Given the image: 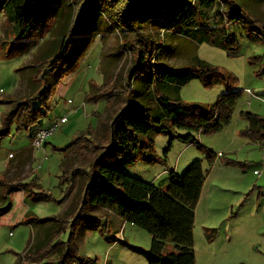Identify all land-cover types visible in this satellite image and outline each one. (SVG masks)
<instances>
[{"label": "rangeland", "instance_id": "374dc122", "mask_svg": "<svg viewBox=\"0 0 264 264\" xmlns=\"http://www.w3.org/2000/svg\"><path fill=\"white\" fill-rule=\"evenodd\" d=\"M65 2H69L70 7L76 6L75 0ZM236 3L250 16L245 18L247 26L239 21L226 25L228 35L220 39L219 46L205 40L198 43L182 35V30L195 25L196 10L202 11L209 20L219 5L218 0H167L154 21L145 19L140 23V30L155 42L151 45L144 41L143 49L155 47L157 63L176 69L197 56L221 73L229 74L233 79L232 89L242 91L229 124L220 131L210 134L177 128L162 131L159 125L152 124L150 136L139 138L140 142L150 141L149 154L123 168L125 173L158 186L168 179L169 172L181 175L190 162L201 161L205 179L194 210V264H264V138L254 140L243 135L247 121L239 114V111H250L264 117V39L251 31L264 25V0H236ZM64 18L65 15L58 14L53 23L45 25L32 37L14 43L10 22L4 12L0 13V127L14 101L26 97L33 88L30 78H36L37 66L28 67V64L35 65L39 57L53 48ZM106 24L108 28H104V20L100 23L101 32L85 31L75 36L76 41L65 56L63 76L51 90L45 107L37 105L43 115L27 129H17L15 123H11L9 132L0 137V176L4 167H14L23 158L22 150L27 149L32 159L24 157L22 163H17V168L5 176L13 181L29 175L28 179L40 185L37 190L33 187V191L46 195L39 198L21 191L11 193L10 209L0 216V264H17L25 250L33 234L24 222L27 212L39 218L59 216L72 205L77 186L70 190V176L62 173V149L87 130H95L99 119L104 118V98L88 100L91 86L100 87L105 81L113 90L126 92L125 79L141 45L132 42L133 34L125 37L124 31H116L111 19ZM130 41L138 47L131 48ZM247 88L251 94L246 92ZM133 90L138 108L147 113L160 110L149 76L141 73L133 83ZM226 90L227 85L223 83L206 87L193 79L180 87L179 96L185 103L208 104ZM26 106L20 108L24 113ZM76 110L78 112L74 113ZM62 116H66L67 121L47 137L40 149L32 148L31 138L36 130L58 122ZM188 132L216 155L212 164H208L205 152L193 142L177 137ZM9 153L14 155L9 158ZM76 164L73 160L67 163ZM111 212L103 207H92L90 213L98 219L95 227H87L76 217L79 213H74L58 240L67 246L72 224L81 223L79 234L72 241L77 254L88 258L87 264H147L145 256L135 248L148 249L150 234L116 217L109 218ZM44 262L50 261L45 259Z\"/></svg>", "mask_w": 264, "mask_h": 264}, {"label": "trees", "instance_id": "16d2710c", "mask_svg": "<svg viewBox=\"0 0 264 264\" xmlns=\"http://www.w3.org/2000/svg\"><path fill=\"white\" fill-rule=\"evenodd\" d=\"M75 1L76 6L70 7L65 0H0V13L4 12L10 22L14 43L32 37L45 25L53 23L58 14L65 15V23L54 38L53 48L39 57L35 65L28 64V67L37 66L36 78H30L33 88L7 110L2 118L0 137L9 132L11 123H15L17 129H27L43 115L37 105L45 107L51 90L63 76L65 56L70 45L76 41L75 36L85 31L101 32L100 23L104 20L106 28L109 26L106 24L108 19H111L116 31H124L125 37L133 34L132 42L137 41V45L141 46L137 60L125 79V93L121 89L113 90L109 86L111 84L105 81L100 87L91 86L88 100L104 98V118L99 119L95 130H87L62 149V173L70 176V190L77 186L73 203L59 216L39 218L26 213L24 222L33 234L19 255L17 264H46L45 259L50 261L48 264H87L88 258L77 254L72 238L79 234L81 223L87 227L97 225L98 219L90 213L92 207L111 210L124 222L150 234L148 249L135 248L145 256L147 264H194V210L205 179L201 161L190 162L181 175L169 172L168 179L158 186L125 173L123 168L140 157L146 158L145 154L151 150L150 141L140 142L139 138L150 136L152 124L159 125L158 129L162 131L169 128L197 134L220 131L229 124L242 91L232 89L233 79L229 74L221 73L217 67L197 56L187 65L167 69L157 63L155 47L143 49L144 41L151 45L155 42L140 30V23L145 19L154 21L167 0ZM218 1L219 5L209 20L202 11L196 10L195 25L182 30V35L192 37L198 43L205 40L219 46L220 39L228 35L226 25L239 21L247 26L245 18L250 16L241 10L236 0ZM251 31L264 39V25L260 24L258 29L251 28ZM132 42L130 47L137 48ZM141 73L150 77L153 96L160 105L157 113H147L135 103L133 83ZM193 79L206 87L223 83L227 85V90L208 104L182 102L179 89ZM24 105H27L25 113L20 110ZM239 114L247 121L243 135L254 140L264 138V117L250 111H239ZM96 115L99 116V113ZM189 132L177 137L193 142L205 152L208 164H212L216 155L195 141ZM21 153L24 159H32L31 151L24 149ZM23 158L14 167L7 165L0 176V216L10 209V195L15 191L46 198L43 193L33 191V187L37 190L40 185L34 179H28L29 175L7 180L5 173L14 171ZM72 160L77 164L67 165ZM23 163L27 161L23 160ZM77 212L79 215L75 216L81 223L72 224L71 240L65 246L58 236L67 226L68 218Z\"/></svg>", "mask_w": 264, "mask_h": 264}, {"label": "built area", "instance_id": "2783aa9c", "mask_svg": "<svg viewBox=\"0 0 264 264\" xmlns=\"http://www.w3.org/2000/svg\"><path fill=\"white\" fill-rule=\"evenodd\" d=\"M246 92H248V94H251V90L248 88L246 89ZM0 93H2L1 88H0ZM66 121H67V117L62 116L59 118L58 122H53L48 127L39 129L35 133V135L33 136L32 140H31L32 148H34L36 150L40 149L42 144L45 143L47 137L52 135L57 130V128L60 126V124L66 122ZM262 158L264 159V152L262 154ZM254 173L259 174V172H257V171H254Z\"/></svg>", "mask_w": 264, "mask_h": 264}, {"label": "crops", "instance_id": "0c3cea01", "mask_svg": "<svg viewBox=\"0 0 264 264\" xmlns=\"http://www.w3.org/2000/svg\"><path fill=\"white\" fill-rule=\"evenodd\" d=\"M104 80H105V79H104ZM77 112H78V110L74 111V113H77ZM49 125H50V124H49ZM49 125H48V126H49ZM48 126H45V127H39V128L36 130V132H37L39 129H41V128H46V127H48ZM36 132H35V133H36ZM35 133H34V135H35ZM34 135H33V136H34ZM33 136H32V138H33ZM32 138H31V140H32ZM44 144H45V143H44ZM26 148H28V147H26ZM22 149H24V148H22ZM22 149H20V151H21ZM20 151H18V152H20ZM18 152H17V153H18ZM17 153H16V154H17ZM11 155H14V154L9 153V154H8V157L10 158ZM6 166H7V165H6ZM6 166L4 167V169L6 168ZM110 214H111V215L109 216V218L116 217V218L119 219L120 222H124V221H123L119 216H117L115 213L111 212Z\"/></svg>", "mask_w": 264, "mask_h": 264}]
</instances>
